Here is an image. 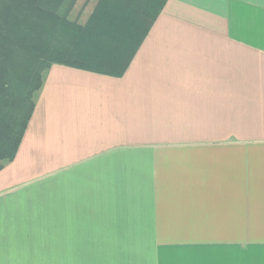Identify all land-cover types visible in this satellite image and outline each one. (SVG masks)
Instances as JSON below:
<instances>
[{"label": "crops", "instance_id": "0c3cea01", "mask_svg": "<svg viewBox=\"0 0 264 264\" xmlns=\"http://www.w3.org/2000/svg\"><path fill=\"white\" fill-rule=\"evenodd\" d=\"M0 264H264V0H166L120 76L51 65Z\"/></svg>", "mask_w": 264, "mask_h": 264}, {"label": "trees", "instance_id": "16d2710c", "mask_svg": "<svg viewBox=\"0 0 264 264\" xmlns=\"http://www.w3.org/2000/svg\"><path fill=\"white\" fill-rule=\"evenodd\" d=\"M0 0V169L12 159L47 70L63 64L120 76L166 0ZM82 8L86 0H82Z\"/></svg>", "mask_w": 264, "mask_h": 264}, {"label": "rangeland", "instance_id": "374dc122", "mask_svg": "<svg viewBox=\"0 0 264 264\" xmlns=\"http://www.w3.org/2000/svg\"><path fill=\"white\" fill-rule=\"evenodd\" d=\"M75 13H76V9H74V11H73L72 18H74V17H75ZM83 16H84V18H85V16H86V13H83V14H82V17H81L80 19H83V20H84ZM111 235H112V233L110 234V239H111V237H112Z\"/></svg>", "mask_w": 264, "mask_h": 264}]
</instances>
